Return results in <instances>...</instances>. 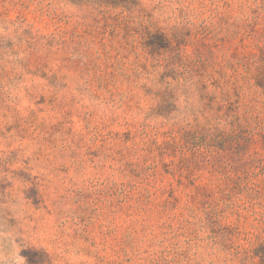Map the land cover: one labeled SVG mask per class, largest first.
<instances>
[{
  "label": "rangeland",
  "instance_id": "rangeland-1",
  "mask_svg": "<svg viewBox=\"0 0 264 264\" xmlns=\"http://www.w3.org/2000/svg\"><path fill=\"white\" fill-rule=\"evenodd\" d=\"M0 264H264V0H0Z\"/></svg>",
  "mask_w": 264,
  "mask_h": 264
}]
</instances>
